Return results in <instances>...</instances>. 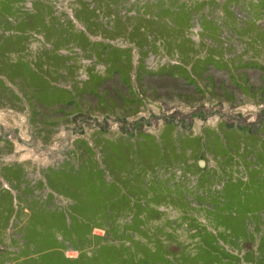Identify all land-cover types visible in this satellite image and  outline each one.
Masks as SVG:
<instances>
[{
	"label": "rangeland",
	"instance_id": "obj_1",
	"mask_svg": "<svg viewBox=\"0 0 264 264\" xmlns=\"http://www.w3.org/2000/svg\"><path fill=\"white\" fill-rule=\"evenodd\" d=\"M52 234L68 264H264V0H0V264H60Z\"/></svg>",
	"mask_w": 264,
	"mask_h": 264
},
{
	"label": "trees",
	"instance_id": "obj_2",
	"mask_svg": "<svg viewBox=\"0 0 264 264\" xmlns=\"http://www.w3.org/2000/svg\"><path fill=\"white\" fill-rule=\"evenodd\" d=\"M80 142L82 144L86 143L83 140H78L77 143H80ZM119 142H122V141L120 139H118V141L112 142L111 145L114 146L115 143H119ZM86 146H88L87 143H86ZM127 157H129V155H127ZM91 159L93 161L94 158H91ZM94 161H95V159H94ZM51 171H52V173L57 175V177L55 176L56 178H59V173L63 172L62 170H59V169L51 170ZM90 173H92V172L88 171V174H90ZM87 177H89L88 181L86 183H84L82 189L86 188V192L88 194H90L92 199H95V198L97 199V197L94 195V192H96L97 194L106 192V187H104V185H101L99 182H96L95 179L92 178L90 175H87ZM105 184H106L105 186H107V188H108L111 183H107L106 182ZM121 197L123 198V201H119L122 198H118V195H116L115 197H113L115 199H112L113 201H111V202L112 203L113 202L124 203V202L128 201L127 195H126V197H124V195L121 196ZM129 202L130 201H128L126 204L128 205ZM28 210H29V213L27 215V219H26L27 222L25 224L26 225L25 227H27V225L29 223L31 225L32 229H34V231H40V233H35V234L44 236L45 234L43 233V231H42V229L40 227H34L35 222L41 221V217L36 215V212L34 211V208H29ZM32 214L36 215L35 218H34V216H31ZM44 215H46L45 222H50V219L51 220L55 219L54 218L55 215L52 214V213L51 214L50 213L49 214H44ZM62 222L64 223L65 227H68V228L72 227V225H71L72 221H69V219L65 215H63ZM77 223L80 226L86 227V231H84L83 235H80L78 237L79 240H81L83 242H86V241L87 242H91V239H99L100 241L101 240L104 241L103 243H101L100 247L105 245V239H106V237L109 236L108 235V233H109L108 228H106L104 226V230H105L106 233H105V235H100V234H94L92 232V225H90L88 221H81V222L79 221ZM39 228H40V230H39ZM72 238H73V240H75L74 236H72ZM50 239H52L53 242L52 243H47L46 245H44V244H45V242H47V241H45V240H47V238L41 237V239H39L38 247L35 246L38 260L39 259H42V260L50 259V261L53 260L54 263H60V264H68V261L75 260V259H72V258H69V257L65 256V253H64V250H63V246H62V244H60V240H58L56 234H52ZM21 259H23V263L24 262L27 263L26 261H29V262L33 261V259H31L30 257H27V258L23 257ZM76 259H78V257Z\"/></svg>",
	"mask_w": 264,
	"mask_h": 264
},
{
	"label": "water",
	"instance_id": "obj_3",
	"mask_svg": "<svg viewBox=\"0 0 264 264\" xmlns=\"http://www.w3.org/2000/svg\"><path fill=\"white\" fill-rule=\"evenodd\" d=\"M203 163H204V161L200 159V160H199V164H200V165H203Z\"/></svg>",
	"mask_w": 264,
	"mask_h": 264
}]
</instances>
